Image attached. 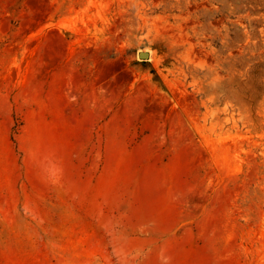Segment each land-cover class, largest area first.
Wrapping results in <instances>:
<instances>
[{
    "label": "rangeland",
    "instance_id": "rangeland-1",
    "mask_svg": "<svg viewBox=\"0 0 264 264\" xmlns=\"http://www.w3.org/2000/svg\"><path fill=\"white\" fill-rule=\"evenodd\" d=\"M0 264H264V0H0Z\"/></svg>",
    "mask_w": 264,
    "mask_h": 264
},
{
    "label": "water",
    "instance_id": "water-1",
    "mask_svg": "<svg viewBox=\"0 0 264 264\" xmlns=\"http://www.w3.org/2000/svg\"><path fill=\"white\" fill-rule=\"evenodd\" d=\"M140 55L144 56V55H146V53L145 52H141Z\"/></svg>",
    "mask_w": 264,
    "mask_h": 264
}]
</instances>
